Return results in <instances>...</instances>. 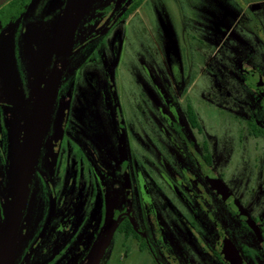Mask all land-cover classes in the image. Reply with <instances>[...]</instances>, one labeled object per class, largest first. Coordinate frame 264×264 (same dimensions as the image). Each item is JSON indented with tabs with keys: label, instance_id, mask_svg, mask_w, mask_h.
<instances>
[{
	"label": "flooded vegetation",
	"instance_id": "1",
	"mask_svg": "<svg viewBox=\"0 0 264 264\" xmlns=\"http://www.w3.org/2000/svg\"><path fill=\"white\" fill-rule=\"evenodd\" d=\"M141 2L0 0V231L11 196L10 154L26 151L24 127L36 97L52 95L46 127L35 134L7 264H122L119 254L126 264H230L227 253L242 264H264L261 116L239 130L244 139L234 158L252 170L248 182L233 185V167L217 165L219 145L204 137L196 121L204 112L185 89L164 124L162 159L142 163V174L112 87L106 122L91 104V112L72 107L78 87L99 92L88 67L121 40L126 49L123 26ZM238 70L264 112V81L256 82L262 74Z\"/></svg>",
	"mask_w": 264,
	"mask_h": 264
},
{
	"label": "rangeland",
	"instance_id": "2",
	"mask_svg": "<svg viewBox=\"0 0 264 264\" xmlns=\"http://www.w3.org/2000/svg\"><path fill=\"white\" fill-rule=\"evenodd\" d=\"M123 28L126 49L121 40L88 67L99 92L78 87L72 107L91 112V104L106 122L112 87L142 174V163L162 159L164 124L185 89L204 112L196 119L204 137L219 145L217 165L233 167L227 180L248 182L252 166L234 158L233 148L244 139L239 130H246L248 118L264 119V112L253 87L238 79V65L257 70L256 82L264 81V0H143Z\"/></svg>",
	"mask_w": 264,
	"mask_h": 264
},
{
	"label": "water",
	"instance_id": "3",
	"mask_svg": "<svg viewBox=\"0 0 264 264\" xmlns=\"http://www.w3.org/2000/svg\"><path fill=\"white\" fill-rule=\"evenodd\" d=\"M251 78L254 79V75ZM51 96L48 99L45 93L41 92L36 97L34 117L32 120H27L24 127V131L27 134L25 136L26 151H23L21 157H18L14 152L10 154L9 181L12 194L7 205L6 228L0 231V244L4 242V246L0 248V264H7L11 255L16 223L25 202L32 167L35 161V134L36 132L40 134V131H43L46 127L52 103ZM262 98L264 103V96ZM226 259L230 264H242L239 259H236L234 255H229V253L226 254Z\"/></svg>",
	"mask_w": 264,
	"mask_h": 264
}]
</instances>
